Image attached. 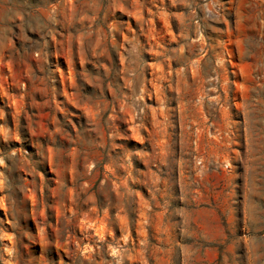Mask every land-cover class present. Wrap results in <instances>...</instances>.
<instances>
[{
	"label": "rangeland",
	"instance_id": "obj_1",
	"mask_svg": "<svg viewBox=\"0 0 264 264\" xmlns=\"http://www.w3.org/2000/svg\"><path fill=\"white\" fill-rule=\"evenodd\" d=\"M0 264H264V0H0Z\"/></svg>",
	"mask_w": 264,
	"mask_h": 264
},
{
	"label": "bare ground",
	"instance_id": "obj_2",
	"mask_svg": "<svg viewBox=\"0 0 264 264\" xmlns=\"http://www.w3.org/2000/svg\"><path fill=\"white\" fill-rule=\"evenodd\" d=\"M43 1V0H42Z\"/></svg>",
	"mask_w": 264,
	"mask_h": 264
}]
</instances>
